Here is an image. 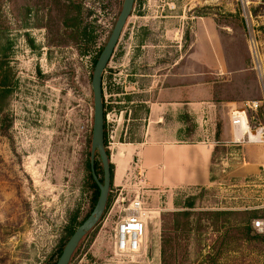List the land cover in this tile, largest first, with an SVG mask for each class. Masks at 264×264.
<instances>
[{
	"label": "rangeland",
	"instance_id": "obj_1",
	"mask_svg": "<svg viewBox=\"0 0 264 264\" xmlns=\"http://www.w3.org/2000/svg\"><path fill=\"white\" fill-rule=\"evenodd\" d=\"M122 2L0 0V264L55 263L69 239L71 221L75 218V228L93 208L87 167L92 58L82 57L78 102L62 91L59 76L74 41L81 54L90 47L98 53ZM106 3L110 15H105ZM129 21H135V29H148L142 44L155 57L177 41L178 67L185 66L191 52L194 66L197 57L208 58L210 82L222 84L217 89L225 98L255 94L244 105L258 102L256 112L248 115L264 125L263 0H135ZM133 32L120 56V70L131 62L139 41ZM157 39L160 48L152 49ZM109 78L102 75V100L115 137L109 145L105 139V149L117 163L119 143L135 138L132 107L143 94L135 85L127 90L123 72L115 75L114 87ZM110 100L123 103L111 114L105 111ZM104 124L107 133L106 119ZM212 164L210 185L183 190L172 210L148 216L136 256L115 254L112 236L122 209L136 195L142 200L143 177L125 173L117 181L110 164L108 205L69 264H264V234L251 228L253 220L264 219V145L221 146ZM96 176L102 179V173Z\"/></svg>",
	"mask_w": 264,
	"mask_h": 264
},
{
	"label": "crops",
	"instance_id": "obj_2",
	"mask_svg": "<svg viewBox=\"0 0 264 264\" xmlns=\"http://www.w3.org/2000/svg\"><path fill=\"white\" fill-rule=\"evenodd\" d=\"M164 38L162 36L161 40ZM175 43V69L165 67V70L152 71L153 61L167 58V46L157 57L147 46L142 60L145 70L127 75V90L133 91L135 85L136 91L143 94V100L132 107L137 115V131L133 135L135 138L119 143L122 150L118 162L109 159L119 175L115 180L122 181L125 173L143 177L140 182L145 188L142 200L149 215L165 210L163 208L172 210L183 190L205 187L214 181L211 178L214 155L221 146L234 145L230 111L244 108L245 102L255 98V94L241 99L225 98L217 89L222 84L217 87V83L210 82L212 73L207 68L208 58L203 61L197 57L194 66L191 52L185 66L178 67L181 58L177 61V41ZM132 79L135 82H131ZM250 118L251 124H259ZM109 120L113 127V119Z\"/></svg>",
	"mask_w": 264,
	"mask_h": 264
},
{
	"label": "water",
	"instance_id": "obj_3",
	"mask_svg": "<svg viewBox=\"0 0 264 264\" xmlns=\"http://www.w3.org/2000/svg\"><path fill=\"white\" fill-rule=\"evenodd\" d=\"M134 0H123L120 13L116 19L113 30L107 40V43L99 55L91 75V89L93 100V122L90 140V174L98 187L99 194L96 203L88 217L75 229L73 234L65 243L60 256L55 264H69L78 244L83 237L98 223L102 217L110 189L111 175L109 156L104 147V112L102 103L101 80L104 68L112 54V51L118 41L122 28L129 17ZM97 152L101 168L102 182H100L94 170V158Z\"/></svg>",
	"mask_w": 264,
	"mask_h": 264
},
{
	"label": "flooded vegetation",
	"instance_id": "obj_4",
	"mask_svg": "<svg viewBox=\"0 0 264 264\" xmlns=\"http://www.w3.org/2000/svg\"><path fill=\"white\" fill-rule=\"evenodd\" d=\"M135 1V0H134ZM134 4V3H133ZM122 6V5H121ZM121 10V9H120ZM143 10V7H142ZM133 11V7L131 10V13ZM105 15H110L111 11H110V6L106 3V7H105ZM120 11L117 13V17L119 15ZM130 13V15H131ZM129 15V17H130ZM116 17V19H117ZM128 17V18H129ZM128 18L122 28V31L120 33V36L118 38V41L112 51V54L104 68V73H107L108 76H110L109 78V84L110 87L113 86L114 84L113 82L115 81V75L121 74L122 72L124 74L127 75H133L134 73L136 74L138 70H145L144 68V64H143V58H144V47H147L145 45H143L142 43L145 42L146 39V35H147V31L148 29H141V27L136 26L137 29H135V21L132 23L131 21L128 22ZM115 21L110 24L109 26V31L107 32V37L105 39V41L103 42V45H101V47L98 49V53L96 52H92V48L94 47H90L89 49H87L83 54H81L80 52V44L79 41L76 40L74 41L73 47L69 46L67 48V52L64 54V56H66L63 61H62V70H61V74L59 76V79L61 80V89L62 91L65 93V95H67L68 93H71L73 96V99L78 102L79 100V90H80V73H81V61H82V57L83 58H92V61L90 63V67H91V75L94 69V66L96 64V61L99 57V55L101 54V52L103 51L107 40L113 30L114 24L116 22ZM131 25V26H130ZM142 26H146L145 24H142ZM136 31L137 34V39L139 40L137 42V45H135L133 52H132V60L135 59V61H131L129 64H127V68H124L122 70H120L119 68L121 67L120 64L118 63L121 60V55L125 52L127 41L131 39L130 34L133 33L135 34L133 31ZM159 37L161 38L162 36L159 35ZM122 40V41H121ZM123 42V44H121ZM161 43V40L157 39V44L155 46H152L153 48H160L159 44ZM164 48V47H163ZM71 50L73 53L70 54L68 53V51ZM124 51V52H123ZM167 58L164 59H156L155 61L152 62V71L153 69L157 70L159 68L165 70V67L167 68H172L175 69V62H176V43L175 41L173 42V45H169L167 46ZM86 54L88 55V57L86 56ZM139 59L141 60L139 62ZM101 84H102V80H101ZM123 95L127 96L129 95V93H123ZM111 97L113 95H110ZM103 103V100H102ZM119 104H123L122 102H116L115 100H110L109 102L106 103L105 106V111L107 109H109V111H106L107 113H113L115 111V106H117ZM108 105V106H107ZM118 108V107H117ZM103 112H104V106H103ZM104 119H105V115H104ZM105 125V124H104ZM105 127V126H104ZM106 133V132H105Z\"/></svg>",
	"mask_w": 264,
	"mask_h": 264
},
{
	"label": "built area",
	"instance_id": "obj_5",
	"mask_svg": "<svg viewBox=\"0 0 264 264\" xmlns=\"http://www.w3.org/2000/svg\"><path fill=\"white\" fill-rule=\"evenodd\" d=\"M258 102L246 103L242 109H232L229 121L232 129V140L234 145H264V125H253L248 111L256 112ZM106 123L111 128L107 131L105 139L108 145L115 137L112 123L108 115L105 116ZM108 148V147H107ZM109 149V148H108ZM123 215L119 218L113 229V248L117 255H139L144 241L145 230L148 220V212L143 206V201L136 195L128 205L122 209ZM251 228L256 233L264 234V219H256L251 222Z\"/></svg>",
	"mask_w": 264,
	"mask_h": 264
},
{
	"label": "trees",
	"instance_id": "obj_6",
	"mask_svg": "<svg viewBox=\"0 0 264 264\" xmlns=\"http://www.w3.org/2000/svg\"><path fill=\"white\" fill-rule=\"evenodd\" d=\"M263 3H264V0H263ZM103 129H104V147H105V127L103 126ZM106 153H107V155L109 156V154H108V152L106 151ZM89 157H90V155H89ZM90 159V158H89ZM98 159V160H97ZM87 167H88V170H89V176H88V178H89V180L91 181V185H92V188H93V190H94V196H93V198H92V203H93V207H94V205H95V203H96V200H97V198H98V194H99V190H98V187L96 186V184H95V182L93 181V179H92V176H91V174H90V164L88 163V165H87ZM94 170H95V173H96V175H98L99 173H102V168H101V163H100V160H99V157H98V154H97V152H95V158H94ZM110 175H111V182H110V186H111V184H112V167H111V165H110ZM100 182H102V179L100 180ZM110 190V189H109ZM109 196V195H108ZM108 202H109V197L107 198V203H106V206L108 205ZM106 206H105V209H106ZM93 209V208H92ZM92 211V210H91ZM104 212H105V210H104ZM88 217V216H87ZM86 217V218H87ZM85 218V219H86ZM84 219V220H85ZM83 220V221H84ZM75 221V218L71 221V224H72V226L70 227V229H69V232H68V236H69V238H70V236L73 234V232L75 231V229L83 222H81V223H79L75 228L73 227V222ZM85 237V236H84ZM83 237V238H84ZM83 240V239H82ZM82 240L80 241V243L78 244V246L81 244V242H82ZM65 245V244H64ZM77 246V247H78ZM64 247V246H63ZM63 247L60 249V254H61V251H62V249H63ZM60 256V255H59ZM58 259V258H57ZM52 264H55L54 262L52 263Z\"/></svg>",
	"mask_w": 264,
	"mask_h": 264
},
{
	"label": "bare ground",
	"instance_id": "obj_7",
	"mask_svg": "<svg viewBox=\"0 0 264 264\" xmlns=\"http://www.w3.org/2000/svg\"><path fill=\"white\" fill-rule=\"evenodd\" d=\"M251 48H252L253 54L255 55V57H257V53H256V49H255L254 44L251 45ZM251 48H250V49H251ZM260 73H261V72H260Z\"/></svg>",
	"mask_w": 264,
	"mask_h": 264
}]
</instances>
